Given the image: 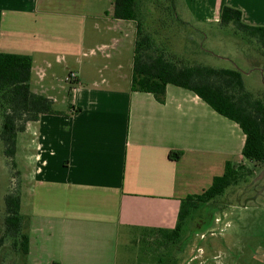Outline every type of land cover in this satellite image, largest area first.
<instances>
[{"label":"crops","instance_id":"0c3cea01","mask_svg":"<svg viewBox=\"0 0 264 264\" xmlns=\"http://www.w3.org/2000/svg\"><path fill=\"white\" fill-rule=\"evenodd\" d=\"M112 1L0 0V52L30 56L32 92L59 112L23 133L29 264H120L123 237L172 229L181 199L226 162L243 165L239 126L194 93L166 85L157 102L131 91L135 23L114 19ZM211 1L218 12L221 0ZM226 5L264 26V0ZM69 72L76 80L63 85Z\"/></svg>","mask_w":264,"mask_h":264},{"label":"rangeland","instance_id":"374dc122","mask_svg":"<svg viewBox=\"0 0 264 264\" xmlns=\"http://www.w3.org/2000/svg\"><path fill=\"white\" fill-rule=\"evenodd\" d=\"M211 4V0H140V24L154 47L172 62L237 68L244 74L253 70L243 75L244 89L264 101V58L259 42L231 24L219 25L218 12L211 10ZM23 133L17 135L13 158L3 154L0 141V237L4 196L21 191L23 176L33 164L27 157L30 142ZM242 164L252 175L216 198L220 209L209 227L204 228L199 208L185 220L184 233L175 245L163 248L157 243L158 235L132 232L120 241V264H264V162L254 165L242 159ZM24 210L25 203L19 210L22 217ZM25 228L24 223L23 232ZM12 244L9 236L0 243V264L22 261Z\"/></svg>","mask_w":264,"mask_h":264},{"label":"trees","instance_id":"16d2710c","mask_svg":"<svg viewBox=\"0 0 264 264\" xmlns=\"http://www.w3.org/2000/svg\"><path fill=\"white\" fill-rule=\"evenodd\" d=\"M139 2L140 0L112 1L114 19L135 23L131 91L151 94L157 102H162L166 85L185 88L201 98L216 113L239 126L245 136L241 149L242 159L254 165L264 162V101L244 89V80L239 70L216 69L200 64L186 66L167 59L165 53L155 48L153 40L143 32L139 19ZM218 15L219 25L231 24L256 39L264 58V26L246 25L240 11L227 6L226 0H221ZM30 76V56L0 52V141L6 157L13 158L17 135L24 132L27 122H36L41 115L59 113L53 109L51 99L32 92ZM179 156L180 153H174L170 158L177 159ZM252 172L241 163L226 162L223 174L213 177L206 190L181 199L176 224L172 229L157 228L149 234L158 235L157 243L163 248L179 243L180 236L184 233L185 220L199 208L203 212L204 228L209 227L214 212L220 209L216 205V198L223 196L228 188L243 183ZM3 201L5 210L0 243L7 236L13 238L12 250L22 258L18 264H29L25 259L29 240L22 231L24 221L19 215V193L8 192ZM187 238L185 237L184 242Z\"/></svg>","mask_w":264,"mask_h":264},{"label":"built area","instance_id":"2783aa9c","mask_svg":"<svg viewBox=\"0 0 264 264\" xmlns=\"http://www.w3.org/2000/svg\"><path fill=\"white\" fill-rule=\"evenodd\" d=\"M76 80V74L75 73H71V72H69L68 74H67V76L64 78V81L66 82V83H69V82H74Z\"/></svg>","mask_w":264,"mask_h":264}]
</instances>
